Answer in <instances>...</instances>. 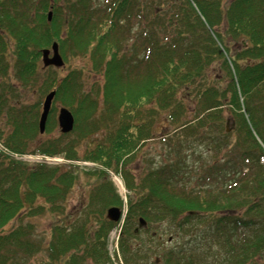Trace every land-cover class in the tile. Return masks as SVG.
Segmentation results:
<instances>
[{
  "label": "trees",
  "instance_id": "1",
  "mask_svg": "<svg viewBox=\"0 0 264 264\" xmlns=\"http://www.w3.org/2000/svg\"><path fill=\"white\" fill-rule=\"evenodd\" d=\"M0 27V264H112L110 173L124 264H264V0H0ZM55 42L60 72L41 65Z\"/></svg>",
  "mask_w": 264,
  "mask_h": 264
},
{
  "label": "rangeland",
  "instance_id": "2",
  "mask_svg": "<svg viewBox=\"0 0 264 264\" xmlns=\"http://www.w3.org/2000/svg\"><path fill=\"white\" fill-rule=\"evenodd\" d=\"M234 46L239 47V44H238V46L237 45H234ZM57 70L60 72L62 69L57 68ZM214 73L216 74V72H214ZM10 77H11V82L13 83V85H19V83L15 79V76L12 73L10 74ZM41 77H43V75ZM88 80H89V78H88ZM28 89H30V90H28L30 92L27 91V93H23L24 90L22 91V89H19L23 93V95L21 93L20 98H21V102L24 105L33 104L38 100L39 96L40 97L42 96V95H39V93H40L39 91H35L36 93L32 94L33 88H28ZM8 97H10V99L13 100V98L11 96H8ZM44 99H45V97H44ZM55 105L58 107V111H59V108L62 105H60V102L55 103ZM57 130L59 131V125L57 127ZM164 147H165L164 143H162L161 140H159V139H158V141L148 143V146H146L144 148L145 150L143 149V154H142L143 156H141V155H140V157L138 156L139 159L137 160V163L132 165L133 172H135L136 175L143 177L146 174V171L148 169H150L151 167L162 164L164 161L163 159L167 156V154L164 152ZM89 166H91V168H93L94 165H89ZM113 179H114L113 182L116 184H117V181H120L119 177H115ZM82 191H83V188H78L74 192L73 197L70 199L69 204H68L70 211L80 203V201L82 199V196H81ZM84 193L87 194V192H84ZM49 223H50V221L48 218L38 219V222H37V224L39 226L38 232L42 233L43 237L45 236V233L48 232V230H49V226H48ZM167 238H168V236L163 235V237L160 240L161 242L164 243L163 248L166 249V248H172L173 246H176L175 243L168 244V242H166ZM110 239H111V236L109 235L108 241H107V247L109 248V250H112V245H110ZM180 242L181 243L179 246H181L184 243V241L182 239H180Z\"/></svg>",
  "mask_w": 264,
  "mask_h": 264
},
{
  "label": "water",
  "instance_id": "3",
  "mask_svg": "<svg viewBox=\"0 0 264 264\" xmlns=\"http://www.w3.org/2000/svg\"><path fill=\"white\" fill-rule=\"evenodd\" d=\"M52 13L49 14L48 20H52ZM52 53V54H51ZM43 54V65L45 68L47 67H55L57 68H63L65 66V63L63 61L62 55L59 52V44L54 43L52 46V49H46L45 51L42 52ZM56 97V92L51 91L48 93V96L46 97L44 103H43V111L41 113V118L39 121V126H40V133L43 134L46 130V123L49 118V112L52 108V102ZM58 122L60 125L61 132L64 134L71 133V131L74 129L75 126V118L74 115L71 113L70 110L62 107L59 110V118ZM108 218L112 220L113 222L119 221L122 214L121 210L119 208H110L107 211ZM141 226H145L146 223L143 221V219H140Z\"/></svg>",
  "mask_w": 264,
  "mask_h": 264
},
{
  "label": "flooded vegetation",
  "instance_id": "4",
  "mask_svg": "<svg viewBox=\"0 0 264 264\" xmlns=\"http://www.w3.org/2000/svg\"><path fill=\"white\" fill-rule=\"evenodd\" d=\"M1 33V32H0ZM5 36V35H4ZM9 45H13V42H9ZM42 52V51H41ZM121 264H124V260H122V263Z\"/></svg>",
  "mask_w": 264,
  "mask_h": 264
},
{
  "label": "built area",
  "instance_id": "5",
  "mask_svg": "<svg viewBox=\"0 0 264 264\" xmlns=\"http://www.w3.org/2000/svg\"><path fill=\"white\" fill-rule=\"evenodd\" d=\"M112 235H113L112 240H114L116 238V235L115 233H113Z\"/></svg>",
  "mask_w": 264,
  "mask_h": 264
}]
</instances>
